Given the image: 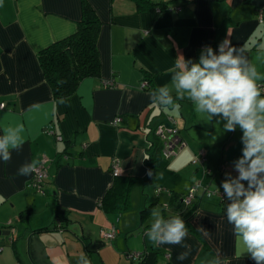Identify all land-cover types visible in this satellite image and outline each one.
<instances>
[{"label":"crops","instance_id":"0c3cea01","mask_svg":"<svg viewBox=\"0 0 264 264\" xmlns=\"http://www.w3.org/2000/svg\"><path fill=\"white\" fill-rule=\"evenodd\" d=\"M88 1L101 20L100 75L83 79L61 104L37 54L75 31L81 0H0V127L23 123L26 135L22 150L0 161V224L15 228L14 239L6 228L0 234V264H76L81 253L90 264H141L147 255L151 264H206L217 251L231 264H256L234 237L226 219L229 201L217 190L223 191L226 173L238 175L233 161L242 156V131L225 132L223 121L197 112L187 94L173 105H155L142 82L154 89L170 84L177 56L198 61L204 47L218 53L224 40L243 48L264 73V22L256 11L264 0H147L180 6L170 11L138 9L136 0ZM160 125H175L186 141L167 161L155 133ZM200 150L205 161L193 164ZM43 156L47 178L36 191L31 175L16 173ZM114 160L119 175L133 177L130 206L121 212L100 207L114 180ZM151 160L156 165L148 175ZM195 180L216 193L198 189L186 215L190 206L182 198ZM153 208L165 218L182 216L191 246L187 259H177L183 247H156L147 239ZM112 229L108 239L104 234Z\"/></svg>","mask_w":264,"mask_h":264},{"label":"clouds","instance_id":"9594fccd","mask_svg":"<svg viewBox=\"0 0 264 264\" xmlns=\"http://www.w3.org/2000/svg\"><path fill=\"white\" fill-rule=\"evenodd\" d=\"M218 49L217 53L211 46L204 47L198 61L177 56L168 70L170 84L151 91L150 100L164 107L187 94L197 112L223 121L225 132L237 128L242 131V156L233 161L238 175L226 173L221 185L229 201L226 219L232 225L234 237L244 245V253L256 264H264V85L258 84L264 81V73L257 70L243 48L233 46L229 40L222 41ZM59 103H66L65 98ZM0 133V161L8 163L12 153L22 150L26 143L25 127L23 123L8 124L0 127ZM39 164L35 159L26 162L16 175L30 176ZM148 175H152L150 170ZM198 230L205 236L209 234L203 228ZM145 236L156 247L165 244L183 247L185 251L178 254V260H185L191 254V246L185 243L188 227L179 214L165 218L161 210L153 208ZM75 261L90 264L86 253H81ZM56 264L61 262L58 260ZM206 264H231V261L217 251Z\"/></svg>","mask_w":264,"mask_h":264},{"label":"trees","instance_id":"16d2710c","mask_svg":"<svg viewBox=\"0 0 264 264\" xmlns=\"http://www.w3.org/2000/svg\"><path fill=\"white\" fill-rule=\"evenodd\" d=\"M173 4V1L150 2L147 0H136L138 9L158 7L160 10H165V8ZM256 11L257 15L259 11L264 13V7L258 8ZM100 27L101 20L93 6L88 0H81V15L75 31L38 51L39 65L55 99L71 95L83 79L99 77L101 64L97 39ZM258 84H264V81ZM144 88L149 91L154 90L150 86L149 80L146 81ZM177 135L181 140L185 141L180 136L178 128ZM155 165V162L149 164V170ZM113 177L114 180L111 187L100 200V207L105 211L121 212L130 206L129 192L133 177L123 175ZM150 208L151 206H148L142 210L143 216L148 214ZM193 209L190 206V210L186 215L191 214ZM26 212L25 210L23 215ZM152 262V256L147 255L143 258L141 264H151Z\"/></svg>","mask_w":264,"mask_h":264},{"label":"built area","instance_id":"2783aa9c","mask_svg":"<svg viewBox=\"0 0 264 264\" xmlns=\"http://www.w3.org/2000/svg\"><path fill=\"white\" fill-rule=\"evenodd\" d=\"M172 9L179 10L180 6L170 5L167 8H165V10H169V11ZM157 11H160L158 7H157ZM258 20L260 22H264V13H262V11L258 12ZM145 86H146V81H143L142 87L144 88ZM1 106H3V104H0V107ZM118 121L119 119L117 118L115 122H118ZM155 133L157 137L159 138V140L162 142L161 151H162V155L164 159H170L177 153V151H179L181 148H183L186 145L185 141L181 140L179 136L177 135V128L175 127V125L167 126V127L160 125L156 128ZM57 139L61 140L62 137L57 136ZM47 161L48 159L45 156H43L40 159V164L38 165L36 172H34L31 175L29 185H31L36 191H40L42 189V186L45 183V180L47 178ZM204 161H205L204 150H200L197 153V155H195V157L193 158L192 163L196 164V163H202ZM111 173L113 174V176L119 175V165H118V162L115 160L112 162V165H111ZM198 189H202L203 193L206 196H212L216 193L215 190H211L207 186H203L200 180H195L182 198V202L185 206L189 207L192 205ZM218 194L222 200L225 199L226 196L224 195L223 191H220V193L218 192ZM5 228L11 232L9 236L10 239H14L15 228L10 223H7L5 225L0 224V234ZM104 235L108 239H112L115 235V230L112 229L110 232H107ZM1 250H2V245H0V251ZM137 256H139V254L137 253L128 254L129 258H136Z\"/></svg>","mask_w":264,"mask_h":264},{"label":"water","instance_id":"95a60500","mask_svg":"<svg viewBox=\"0 0 264 264\" xmlns=\"http://www.w3.org/2000/svg\"><path fill=\"white\" fill-rule=\"evenodd\" d=\"M10 234H11V232H10V231H7V236H8V238H9Z\"/></svg>","mask_w":264,"mask_h":264}]
</instances>
